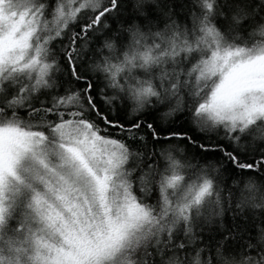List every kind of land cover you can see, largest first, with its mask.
I'll use <instances>...</instances> for the list:
<instances>
[{
	"label": "snow or ice",
	"instance_id": "6c2138e0",
	"mask_svg": "<svg viewBox=\"0 0 264 264\" xmlns=\"http://www.w3.org/2000/svg\"><path fill=\"white\" fill-rule=\"evenodd\" d=\"M0 264H264V0H0Z\"/></svg>",
	"mask_w": 264,
	"mask_h": 264
}]
</instances>
